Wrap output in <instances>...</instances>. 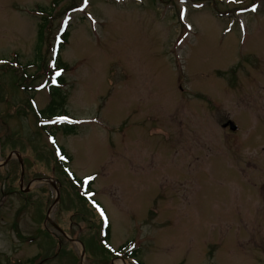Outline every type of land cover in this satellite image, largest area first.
Here are the masks:
<instances>
[{
  "label": "rangeland",
  "instance_id": "rangeland-1",
  "mask_svg": "<svg viewBox=\"0 0 264 264\" xmlns=\"http://www.w3.org/2000/svg\"><path fill=\"white\" fill-rule=\"evenodd\" d=\"M0 264H264V0H0Z\"/></svg>",
  "mask_w": 264,
  "mask_h": 264
},
{
  "label": "trees",
  "instance_id": "trees-1",
  "mask_svg": "<svg viewBox=\"0 0 264 264\" xmlns=\"http://www.w3.org/2000/svg\"><path fill=\"white\" fill-rule=\"evenodd\" d=\"M41 31L39 33V37L41 36ZM67 36V33H65L64 37ZM59 65L56 66L57 69H64L65 65L63 64V66L60 64V61L58 62ZM60 78V82H62V77ZM50 92V101L49 103L46 105V107H44L43 109L38 110L37 115L41 120V127L43 129H46L47 126V122L48 120H52V119H56L58 117L61 116H66V110L64 109V102H65V98H64V94L62 93V90L58 87H51L49 89ZM61 129L63 133L65 134H75L76 133V126L73 124H68V123H62L60 125H57V130ZM50 133V135L54 136V131H48ZM62 149V148H61ZM63 154L64 151L61 150ZM60 167L62 168V164L59 162ZM105 235L103 240H107L108 238V228L105 229ZM129 256H136L135 252H131L129 253Z\"/></svg>",
  "mask_w": 264,
  "mask_h": 264
},
{
  "label": "water",
  "instance_id": "water-1",
  "mask_svg": "<svg viewBox=\"0 0 264 264\" xmlns=\"http://www.w3.org/2000/svg\"><path fill=\"white\" fill-rule=\"evenodd\" d=\"M227 124H224V126H226ZM229 127L231 130H235L236 129V126L233 124V123H229ZM21 181H22V176H21ZM52 185L54 186V184L52 183ZM58 229V228H57ZM60 231V229H58Z\"/></svg>",
  "mask_w": 264,
  "mask_h": 264
},
{
  "label": "flooded vegetation",
  "instance_id": "flooded-vegetation-1",
  "mask_svg": "<svg viewBox=\"0 0 264 264\" xmlns=\"http://www.w3.org/2000/svg\"><path fill=\"white\" fill-rule=\"evenodd\" d=\"M225 123V122H224ZM224 123L222 124V126L224 127V128H229V126L227 125V126H224ZM227 123H229V121H226V124Z\"/></svg>",
  "mask_w": 264,
  "mask_h": 264
},
{
  "label": "bare ground",
  "instance_id": "bare-ground-1",
  "mask_svg": "<svg viewBox=\"0 0 264 264\" xmlns=\"http://www.w3.org/2000/svg\"><path fill=\"white\" fill-rule=\"evenodd\" d=\"M108 226H109V225H107V228H108ZM107 228H106V229H107Z\"/></svg>",
  "mask_w": 264,
  "mask_h": 264
}]
</instances>
